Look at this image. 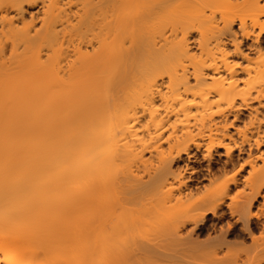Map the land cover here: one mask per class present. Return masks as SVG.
Returning a JSON list of instances; mask_svg holds the SVG:
<instances>
[{"label": "bare ground", "instance_id": "1", "mask_svg": "<svg viewBox=\"0 0 264 264\" xmlns=\"http://www.w3.org/2000/svg\"><path fill=\"white\" fill-rule=\"evenodd\" d=\"M263 38L264 0H0V264H264Z\"/></svg>", "mask_w": 264, "mask_h": 264}, {"label": "rangeland", "instance_id": "2", "mask_svg": "<svg viewBox=\"0 0 264 264\" xmlns=\"http://www.w3.org/2000/svg\"><path fill=\"white\" fill-rule=\"evenodd\" d=\"M238 28L235 26V30H237ZM253 42H252V40H247V41H244V43H243V50H246V49H248L250 46H251V44H252ZM261 46H262V48H263V50H264V38L261 40ZM248 115V112H246V111H244L242 114H241V116H242V119H245L246 118V116ZM232 119V118H231ZM237 125H241V122L240 123H238ZM254 153H257V150H254ZM245 157V159H246V157L247 156H244ZM243 157V158H244ZM186 156H183V160L180 162V165L181 166H184V163H186ZM205 165H206V162H204V161H202L201 162V164L199 165V167H201V170H204L205 168H203V167H205ZM248 169V168H247ZM234 173V172H233ZM233 173H227V174H220L219 175V178H220V180H224L225 178H227V177H229V176H231ZM202 174H203V172H202ZM242 175H244V176H247V172L246 171H244L243 173H242ZM201 177V176H200ZM198 197V196H197ZM260 202H262V200H259ZM209 219H211L212 220V216H210L209 217ZM229 220H230V217H229ZM212 222H210L209 224H211ZM239 227H237V230H236V235L239 233ZM212 233V237L213 238H215V237H218L219 235H220V233L218 232V234H216V233H214L213 231L211 232ZM138 234V236H137V238L139 239V240H141V241H146V240H150V239H153L155 236H154V234H153V232L151 231V230H148L147 228L146 229H143V230H141L140 232H138L137 233ZM208 238H209V235H207V233L206 234H204V235H202L201 237H200V241H202V242H206L207 240H208ZM242 238H238V237H236V236H233V237H230L229 238V241H231L232 242V244H234V243H241L242 242Z\"/></svg>", "mask_w": 264, "mask_h": 264}]
</instances>
